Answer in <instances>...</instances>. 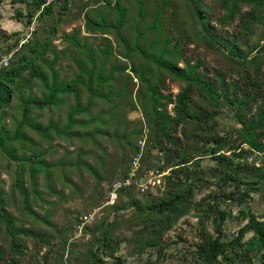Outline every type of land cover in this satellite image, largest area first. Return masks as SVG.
I'll list each match as a JSON object with an SVG mask.
<instances>
[{"label": "trees", "instance_id": "obj_1", "mask_svg": "<svg viewBox=\"0 0 264 264\" xmlns=\"http://www.w3.org/2000/svg\"><path fill=\"white\" fill-rule=\"evenodd\" d=\"M19 1L26 4L27 24L30 25L36 17L40 22L50 20L55 16L58 6L60 16H66L72 10L71 3L77 0ZM147 1L138 0V16L141 21L146 17ZM159 1L161 5L157 6L152 24L147 27V31L157 30L158 34L146 49L142 44L146 35L144 32L138 33L132 46L122 35L121 31L129 14V8L122 4V0H116V7L110 9L116 18L114 23L109 21L112 17V14L109 16V11L105 12L106 14L97 12L94 16L85 15L87 31L94 32L96 27L104 33L117 31L118 39L123 42L126 51L123 58L140 57L143 62L152 63L157 70L144 69L141 62L138 66L125 64L123 67L111 66L107 70L109 57L113 53L109 44L103 46V61L99 62L94 56L93 48L81 44L79 29L72 34H66L65 39L74 49L86 50L87 57L75 60L79 73H73L74 78L66 82L61 79L56 68L61 61V53L50 50L54 47L53 41L58 32L57 23L41 42L37 38L24 42L20 49L23 52L13 53L7 66L1 65L3 60H0V153L8 158L9 168L12 162L20 165L11 193L18 191L22 197L23 210L34 220L53 226L49 213L42 216L32 205L39 200L44 201L42 193L38 190L39 177L43 175L52 190L53 172L59 162L49 163L46 160V150L27 134L28 131L35 132L41 141L47 143L52 142L54 137L66 141L85 138L98 146L100 144L97 138L110 136V128L114 122H117V125H113V133H119L122 117L116 121L114 114L120 113L122 116L127 111H140L147 125L145 131L149 130L151 135L155 133L153 144L150 140L148 143L146 141V158H150L152 151L163 152L166 165L171 168V175L166 179L168 190L161 198L150 200L143 205L141 201L131 197L135 195L132 189L121 192L119 197L121 199L127 196L124 207H134L144 222L143 229L135 236V242L140 235L143 243L138 252L141 256L147 254L146 263L162 264L158 261L151 262L150 258L172 255L167 252L169 247L166 248L163 244L164 233L171 229L180 217L189 213V210L181 207L182 204L191 203L197 211L199 242L193 245L194 255L191 261L186 260L184 263L253 264L254 260L259 258L260 264H264V215L260 218L246 206L249 200H253L252 193L264 191V82L258 79L261 77L260 61L264 57V47L260 41L252 42L255 27L264 28V0H218L219 9L224 11L219 18L221 28L212 24V13L201 0H186L188 6H192L190 19L200 37L199 41L221 52L222 56L237 68V78L233 79H228L224 72H211L202 60L185 56V34L180 25L174 26L178 34L176 38L172 37L170 31L166 33L163 26L161 18L167 10L169 0ZM2 2L3 0H0V5ZM103 2L105 6H111V0ZM234 23L237 24L236 29L231 31L229 28ZM163 31L165 38L161 43ZM18 45L19 40L14 48ZM49 53L53 57L51 61L48 58ZM40 63L44 64L46 69ZM251 68L254 75L249 72ZM129 70L131 72H128ZM118 72L123 75H117ZM164 76H170L183 83L179 93L169 91ZM33 81L38 84L40 96L33 94ZM82 92L88 94L85 104ZM69 96L73 98V104L69 103ZM198 100L202 103L198 104ZM14 101H17L16 110L20 112L21 119L14 132L10 133L2 122ZM100 104L102 108L95 114L94 109L99 108ZM66 105L64 120L61 121L60 116H57L55 121L52 116L47 123L42 122L46 111L55 109L61 112ZM225 108L233 113L235 120L241 125L235 130L239 133V141H234L232 134H222L219 128L221 121L217 119ZM180 130V134L187 139L186 143L180 138ZM142 132V128L134 127L129 136L139 138ZM124 137L127 138L126 135ZM134 149L137 150V147ZM85 154L86 150L80 148L75 159L68 161L63 157L59 165L64 171L67 167H73L78 172L85 168L100 180L101 176L85 159ZM259 156L262 157L260 164L257 163ZM250 157L252 161H249ZM205 158L212 159L214 166L205 169L201 164ZM27 169L28 178L25 175ZM63 177L72 187L75 185L66 173ZM208 180H217L220 188L236 186L237 192L223 196L240 207L236 216L231 210L221 209V196L206 195L201 200H195L196 189ZM3 184L0 176V222L6 227L10 250L17 258L11 255L10 261H6L0 246V263L21 264L20 259L27 251L24 243H18L19 237L23 236L36 240L46 238L44 245L49 250L44 248L46 252L40 259L44 264H61L63 254L60 252L54 256V262H48L49 257L55 253L52 246L55 238L52 234L16 227L17 219L8 210L9 204ZM109 190L110 188L108 192ZM118 201L110 205L111 210L117 212L122 209V206L117 204ZM231 219L244 225L240 224L236 233L227 235L226 225ZM115 228L114 221L106 225L103 222L99 228L90 230V244L96 245V251L88 250L84 264H105L100 256L109 258L118 251L123 242L113 234ZM249 234L251 237L247 239ZM66 245L63 243L62 252L65 251ZM40 252L38 249V253Z\"/></svg>", "mask_w": 264, "mask_h": 264}, {"label": "rangeland", "instance_id": "obj_2", "mask_svg": "<svg viewBox=\"0 0 264 264\" xmlns=\"http://www.w3.org/2000/svg\"><path fill=\"white\" fill-rule=\"evenodd\" d=\"M32 2V0H29ZM201 3L210 10L212 13V24L221 28L219 24V18L224 14L223 10L219 9L218 0H201ZM107 4V3H106ZM122 4L126 5L129 8V14L127 17V22L122 29V35L127 39L128 43L132 46L135 42V39L139 32H144L142 44L144 48H148L152 39L156 38L158 34L157 30L147 31V27L152 24L153 15L157 6H160L159 0H148L146 3V17L143 21L139 19L138 16V0H122ZM72 10L66 16H60L59 9L60 6L56 8V14L50 20L41 21L37 17L33 20L32 24H27V14L28 9L25 3L20 2L19 0H3L0 5V60L7 59L9 60L13 53L23 52L21 51V46L27 40L34 38L38 39L41 42V39L45 36H48L52 28L57 23V35L53 41V46L51 51L56 50L61 53V61L56 65V68L60 72L61 79L63 78L66 82H70L74 78L73 73L78 74L79 69L75 60L79 58H85L87 55L86 50L74 49L72 44L65 39L66 34H72L75 30H79V38L81 44H87L88 48H93L95 52V57L98 58V61H103L101 51L105 44H109L111 52H113L107 63V70L111 66L123 67L127 65H135L141 62L144 69L153 68L157 70L152 63L143 62L140 57L134 56L135 58L125 59L123 54L125 51L124 44L121 40L118 39V32L113 31L110 33H104L96 27V31L90 32L85 28V15L89 14L94 16L97 12L101 14H106L105 12L109 11V16L112 14V17L109 18L111 23L116 21L115 15L110 9L116 7V0H111V6H105L103 0H77L74 3H71ZM192 6H188L186 0H169V5L167 10L164 12L163 17V26L165 27V32H171L173 38L178 37L174 26L180 25V28L183 31L184 44L183 52L186 57H190L194 60H202L211 72L219 71L224 72L228 79L237 78L238 70L234 65H232L227 59H225L221 52H217L199 41V36L195 30L190 19V11ZM59 17L61 19L59 20ZM141 21V22H139ZM237 24L234 23L229 28L231 31L236 29ZM165 32L161 34L160 42L163 43L165 38ZM167 35V34H166ZM146 37V38H145ZM19 40V45L15 47L16 42ZM260 41L261 46L264 47V28L260 26L255 27V34L252 37V42ZM56 48V49H55ZM50 51V52H51ZM264 53V52H263ZM49 60H52V55L49 53ZM87 61V60H86ZM1 62V61H0ZM88 62V61H87ZM261 66V77L258 78L261 82H264V57L260 61ZM43 68L46 69V66L40 63ZM182 66V64H181ZM128 72H131L130 70ZM249 72L254 75V70L251 68ZM117 75H123L118 72ZM137 82V80H134ZM165 85L170 92L175 94L179 93L180 88L183 86V83H180L170 76H164ZM33 94L40 96L41 92L38 88L37 82L33 81L31 86ZM137 87L135 91H137ZM88 94L82 92L83 103H87ZM202 103L201 100H198L197 103ZM69 103L73 104V98L69 96ZM17 101H14L12 107L7 110V115L2 122L6 125L7 132H14L18 122L20 121V112L16 110ZM102 105L97 109H94L95 114L100 112ZM109 108V107H107ZM67 105L62 108L61 112H57L55 109L46 111L43 114L42 122L47 123L48 119L53 116V119L56 121L57 116H60L61 121L65 118V110ZM129 109V108H127ZM117 112V111H116ZM222 115L217 119L221 121L219 128L224 135H233L234 141H239V133L236 132V128H240L241 125L238 124L235 120L233 113L227 108L222 109ZM34 116V115H33ZM115 120L122 117L121 119V128L118 130L119 133H113L115 131V126L117 122H114L110 128V136H100L97 138L99 141L98 146H96L91 140L74 138L71 141H66L58 137H54L52 142L47 143L41 141L38 135L33 131H28L27 134L34 138L35 142L40 143L42 149L46 150L47 156L46 160L49 163L59 162L63 157L66 160H73L76 158L79 153L80 148H84L87 154H85V159L91 164L98 175L101 176L98 180L97 176L94 175L89 170L83 168L82 171L78 172L73 167H67L66 171L63 170L61 165H57L54 168L52 190L48 187L49 182L45 180L44 176L39 177L38 190L42 193L44 201H37L36 204H33V208L40 215H45L49 213V220L53 223V226L46 225L40 221L34 220L27 212L23 210L22 197L18 191L11 193L13 182L16 179V176L20 170V165L16 162H12L11 167H8V158L0 153V176L3 181V188L7 194L8 200V210L9 212L17 219L16 227L17 228H27L29 230L33 229L34 231H39L48 235H53L54 240L52 246L54 247V255L49 257L48 262H54V256L57 252L63 254L61 258V264H84L86 259V253L88 250L96 251V245H91L90 241L92 235L90 230L99 228V225L103 222L106 224H111L115 221L116 228L115 237L122 240L121 247L118 251L112 256L107 257L101 255L100 258L105 262V264H147V254H139L138 248L143 243V239H140L138 236L137 242H135L136 235L144 227V222L141 221L140 217L137 214V211L134 207L125 206L128 197L124 196L118 201V205L122 206V209L119 211H113L108 205L107 192L113 182L125 174L127 168L136 155L138 150V141L142 139L145 135V129L147 125L145 120H143L140 111L130 112L127 111L121 116L120 113L114 114ZM143 129L142 135L138 138L130 137L129 134L133 130ZM90 130V129H88ZM189 131L191 129H188ZM85 131V130H84ZM147 132V143L148 140L153 144L155 139L154 134H150V131ZM181 130L179 132L180 138L183 143H186L187 139L182 136ZM127 136V138L124 137ZM142 137V138H141ZM264 142V140H263ZM132 144V145H131ZM147 145V144H146ZM137 147V150L133 148ZM148 152L147 146L145 148V160L144 165L148 168L164 166L169 168L166 165V159L163 152L162 156L160 153L152 151L150 158H146ZM227 152V150H225ZM230 154V153H227ZM63 160V159H62ZM257 163L262 162V157L257 158ZM249 161H252V158H249ZM201 164L205 169L210 166H214L212 159L205 158L201 161ZM193 168V167H192ZM125 169V171H123ZM171 170V169H170ZM67 174L69 178L75 183L72 187L65 181L63 174ZM26 178L29 177V169L25 172ZM171 175V171L167 177ZM166 178L163 179L164 183L158 189L152 190L151 192L140 195L135 192V195L131 197L135 200L141 201L143 205L150 200H155L156 198H161L168 188L166 186ZM99 182V183H98ZM217 180H208L207 182L201 183L200 186L196 189L195 200H201L204 196L208 195L214 197L215 195L221 196L219 199L221 209L233 211V215L239 213L240 207L237 206L232 201L227 200L223 196L225 194H230L231 192H237L235 185H228L223 188L218 187ZM253 200H249L246 206L253 210V212L262 217L264 215V191L252 193ZM195 200H193L195 202ZM184 210H189V213L184 214L180 217L177 222L174 223L173 227L166 231L163 236V244H165L168 254L172 255H161V258L158 256H152L150 259L151 262L158 261L162 264H187L184 263L186 260L190 262L194 255V243L199 242V230H198V218L196 217V212L193 209V204L183 203L181 206ZM90 212L95 213L93 222L87 224L81 231L78 229L80 223V218L85 214ZM244 221V220H242ZM240 221L231 219L228 220L226 225L227 235H232L236 233L239 229ZM151 228V225L147 223ZM241 225H244L241 224ZM88 230V231H86ZM210 230L213 231L210 226ZM251 234L247 235L246 238H250ZM46 238L36 240L34 238H25L19 237L18 243H24L27 246L26 255L21 258V264H44L42 258L46 250H49L46 245H44ZM63 243H66L65 251L62 252ZM0 246L4 252V257L6 261H10L11 255L14 258V252L10 250V239L6 233V227L0 222ZM38 249L41 250L38 253ZM0 264H8L1 262ZM253 264H260L259 258L254 260Z\"/></svg>", "mask_w": 264, "mask_h": 264}, {"label": "built area", "instance_id": "obj_3", "mask_svg": "<svg viewBox=\"0 0 264 264\" xmlns=\"http://www.w3.org/2000/svg\"><path fill=\"white\" fill-rule=\"evenodd\" d=\"M3 66L8 65V60L4 59ZM142 139L138 141V150L133 157L129 168H127L125 174L115 180L108 192V205H114L120 197L121 192L132 189L140 195L147 194L152 190L158 189L164 183L163 179L166 178L171 168H165L164 166H157L148 168L144 165L145 160V148L147 141V132ZM163 153H160L162 156ZM95 213L90 212L80 218L78 229L81 231L87 224L93 222Z\"/></svg>", "mask_w": 264, "mask_h": 264}]
</instances>
